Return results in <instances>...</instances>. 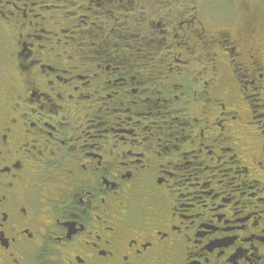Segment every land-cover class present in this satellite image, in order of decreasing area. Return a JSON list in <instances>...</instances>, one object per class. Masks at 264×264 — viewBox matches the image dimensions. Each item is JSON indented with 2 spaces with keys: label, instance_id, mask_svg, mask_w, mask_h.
Masks as SVG:
<instances>
[{
  "label": "flooded vegetation",
  "instance_id": "1",
  "mask_svg": "<svg viewBox=\"0 0 264 264\" xmlns=\"http://www.w3.org/2000/svg\"><path fill=\"white\" fill-rule=\"evenodd\" d=\"M0 264H264V0H0Z\"/></svg>",
  "mask_w": 264,
  "mask_h": 264
},
{
  "label": "rangeland",
  "instance_id": "2",
  "mask_svg": "<svg viewBox=\"0 0 264 264\" xmlns=\"http://www.w3.org/2000/svg\"><path fill=\"white\" fill-rule=\"evenodd\" d=\"M216 1H221V0H216Z\"/></svg>",
  "mask_w": 264,
  "mask_h": 264
},
{
  "label": "trees",
  "instance_id": "3",
  "mask_svg": "<svg viewBox=\"0 0 264 264\" xmlns=\"http://www.w3.org/2000/svg\"><path fill=\"white\" fill-rule=\"evenodd\" d=\"M221 1H224V0H221Z\"/></svg>",
  "mask_w": 264,
  "mask_h": 264
}]
</instances>
